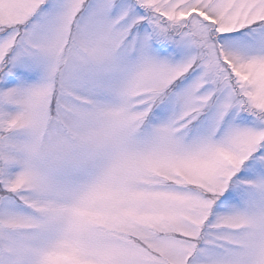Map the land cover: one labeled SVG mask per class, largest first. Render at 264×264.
Returning a JSON list of instances; mask_svg holds the SVG:
<instances>
[{"label":"snow or ice","instance_id":"obj_1","mask_svg":"<svg viewBox=\"0 0 264 264\" xmlns=\"http://www.w3.org/2000/svg\"><path fill=\"white\" fill-rule=\"evenodd\" d=\"M0 264H264V0H0Z\"/></svg>","mask_w":264,"mask_h":264}]
</instances>
